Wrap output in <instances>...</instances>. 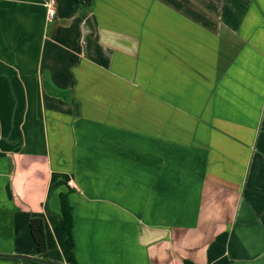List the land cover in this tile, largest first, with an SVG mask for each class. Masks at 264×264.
<instances>
[{"label": "crops", "instance_id": "crops-1", "mask_svg": "<svg viewBox=\"0 0 264 264\" xmlns=\"http://www.w3.org/2000/svg\"><path fill=\"white\" fill-rule=\"evenodd\" d=\"M60 179L78 264H264V0H0L1 254Z\"/></svg>", "mask_w": 264, "mask_h": 264}, {"label": "trees", "instance_id": "trees-1", "mask_svg": "<svg viewBox=\"0 0 264 264\" xmlns=\"http://www.w3.org/2000/svg\"><path fill=\"white\" fill-rule=\"evenodd\" d=\"M78 4L85 8H90L93 6L95 0H75ZM60 186H64L66 189L60 191V203H61V213L58 215L57 229L63 230L66 233V248L69 254V259L71 264H78L75 256V231H74V207L70 201V194L73 188L70 187L67 181L64 179L56 180L51 185V190L54 192ZM30 231L33 240L39 250V252L44 253L48 250L45 220L43 217L37 216L30 219ZM0 259H11L18 261L19 264H50L41 260H31L27 258H13V257H0Z\"/></svg>", "mask_w": 264, "mask_h": 264}, {"label": "built area", "instance_id": "built-area-1", "mask_svg": "<svg viewBox=\"0 0 264 264\" xmlns=\"http://www.w3.org/2000/svg\"><path fill=\"white\" fill-rule=\"evenodd\" d=\"M56 15V9L54 2H51L47 5V18L48 20H53Z\"/></svg>", "mask_w": 264, "mask_h": 264}, {"label": "water", "instance_id": "water-1", "mask_svg": "<svg viewBox=\"0 0 264 264\" xmlns=\"http://www.w3.org/2000/svg\"><path fill=\"white\" fill-rule=\"evenodd\" d=\"M0 256H8V257H13V258H27V259H31V260H38L34 257H30V256H19V255H6V254H1L0 253Z\"/></svg>", "mask_w": 264, "mask_h": 264}, {"label": "rangeland", "instance_id": "rangeland-1", "mask_svg": "<svg viewBox=\"0 0 264 264\" xmlns=\"http://www.w3.org/2000/svg\"><path fill=\"white\" fill-rule=\"evenodd\" d=\"M229 13H230V11L228 10L227 12H225L224 14H223V20H225V21H227V20H229L230 18H229ZM228 14V15H227ZM227 15V16H226Z\"/></svg>", "mask_w": 264, "mask_h": 264}]
</instances>
